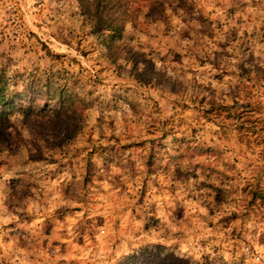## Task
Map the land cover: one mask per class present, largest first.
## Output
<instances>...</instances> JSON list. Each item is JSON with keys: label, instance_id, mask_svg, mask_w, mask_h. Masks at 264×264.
<instances>
[{"label": "rangeland", "instance_id": "obj_1", "mask_svg": "<svg viewBox=\"0 0 264 264\" xmlns=\"http://www.w3.org/2000/svg\"><path fill=\"white\" fill-rule=\"evenodd\" d=\"M81 3L0 0V264H264V0Z\"/></svg>", "mask_w": 264, "mask_h": 264}, {"label": "trees", "instance_id": "obj_2", "mask_svg": "<svg viewBox=\"0 0 264 264\" xmlns=\"http://www.w3.org/2000/svg\"><path fill=\"white\" fill-rule=\"evenodd\" d=\"M81 7L87 14L92 17H95V24L98 27V33L102 41L106 44V49L108 53H112L114 50L118 49L119 46L115 45L116 40L119 35H121L123 26L115 25L111 26L107 20L103 19V9L107 6L106 0H81ZM21 95V94H20ZM62 90L57 88L55 91H48L47 99L56 102L57 104L52 105V109L48 112L47 116L49 117V122L53 123L58 129H62L63 126V113H67L71 107L73 108V103L68 107L66 102L61 97ZM23 101L16 99V97L8 91L6 84H0V138L4 136V130L9 127V117L10 112L14 110L21 111L23 116L30 118V116L37 117L41 113L34 105L25 107ZM26 108V109H25ZM46 111L43 109L42 112ZM80 129L79 125H74L67 129L68 136H75L78 130ZM63 130H65L63 128Z\"/></svg>", "mask_w": 264, "mask_h": 264}]
</instances>
